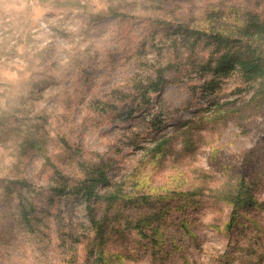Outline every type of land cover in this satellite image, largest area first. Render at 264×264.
Segmentation results:
<instances>
[{
  "label": "rangeland",
  "instance_id": "obj_1",
  "mask_svg": "<svg viewBox=\"0 0 264 264\" xmlns=\"http://www.w3.org/2000/svg\"><path fill=\"white\" fill-rule=\"evenodd\" d=\"M212 8L230 33L239 29L234 13L264 17V0H0V264H91V218L105 203L48 198L56 181L84 179L96 164L112 182L136 173L154 188L155 213L166 211L147 237L109 211L107 249L124 264H264V210H242L229 230L231 207L214 191L235 174L264 201V108L251 103L241 120L238 110L225 122L201 119L217 104L251 99L239 74L207 87L212 73L187 65L167 72L146 102L136 90L159 60L150 39L158 21L191 23ZM196 52L209 56L204 43ZM194 118L192 148L179 136L167 152L150 151ZM22 203L35 207L30 224Z\"/></svg>",
  "mask_w": 264,
  "mask_h": 264
},
{
  "label": "trees",
  "instance_id": "obj_2",
  "mask_svg": "<svg viewBox=\"0 0 264 264\" xmlns=\"http://www.w3.org/2000/svg\"><path fill=\"white\" fill-rule=\"evenodd\" d=\"M212 9L199 19L192 18L191 23L178 20L172 23L158 21L157 24L163 26L162 30L157 29L150 36L153 46L157 48L158 63L149 65L151 67H148L144 74L138 75L141 79L140 84L136 86L144 102L149 93H159L162 86L169 82L166 77L167 72L173 70L187 72V65H190V68H193L190 69L191 71L201 74L212 73L213 78L206 81L204 86L212 87L218 77H232L234 73H237L245 85L244 88L252 92L251 99L243 106L226 109V104H217L212 114L208 115L209 117L201 118L204 123H206L205 120L228 121L237 110V118L241 120L247 117L243 115L245 107L256 109L251 107V103H254L258 109L264 108V17L254 11L234 13L232 21L239 29L238 32L230 33L223 30L227 16L219 9ZM163 37H166L164 42ZM203 43L209 50V56L200 59L196 48ZM165 47L168 48L167 53H163ZM142 54L144 55V51H140V55ZM133 111L128 110L124 115L125 120L134 115ZM196 123H198L197 118L186 122L184 131L180 135L165 136L150 151L155 153V156L167 152L168 147L179 136H183V143L192 148L193 125ZM136 175V173L133 175L134 178L130 182H112L105 170L96 164L90 172L86 173L84 179H75L69 184H67L68 179L62 180L63 187H60L61 182L56 181L57 185L51 187L53 195L48 198L49 203H53L55 197L62 195H76L88 204L93 201L105 203L104 214L99 219L91 218L96 231L95 238L88 243L91 264H124L120 258L122 255L109 253L107 249L109 235L105 229L109 220V211L118 209L114 219L119 223L122 222L124 228L138 230L144 237L148 236L144 230L166 213L165 209L155 213L150 194L154 188L141 178H135ZM19 184L28 185L26 180ZM28 190H31V186H28ZM214 191L216 199L231 207L229 230L242 210L248 208L264 210V201H260L254 194L253 183L242 176L229 175L227 181ZM162 198L160 197L159 200ZM145 206L152 207L153 212L142 213ZM132 210L135 213H132ZM20 211L23 220L28 224L35 219L33 216L35 207L32 204L28 206L27 203H22Z\"/></svg>",
  "mask_w": 264,
  "mask_h": 264
}]
</instances>
